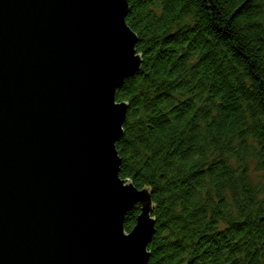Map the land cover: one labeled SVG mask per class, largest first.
Returning <instances> with one entry per match:
<instances>
[{
    "label": "water",
    "instance_id": "water-1",
    "mask_svg": "<svg viewBox=\"0 0 264 264\" xmlns=\"http://www.w3.org/2000/svg\"><path fill=\"white\" fill-rule=\"evenodd\" d=\"M128 13L129 0H0V264L149 263L152 192L121 177L117 149V90L143 63Z\"/></svg>",
    "mask_w": 264,
    "mask_h": 264
},
{
    "label": "trees",
    "instance_id": "trees-1",
    "mask_svg": "<svg viewBox=\"0 0 264 264\" xmlns=\"http://www.w3.org/2000/svg\"><path fill=\"white\" fill-rule=\"evenodd\" d=\"M127 22L143 63L117 149L152 192L148 264H264V0H129Z\"/></svg>",
    "mask_w": 264,
    "mask_h": 264
},
{
    "label": "rangeland",
    "instance_id": "rangeland-1",
    "mask_svg": "<svg viewBox=\"0 0 264 264\" xmlns=\"http://www.w3.org/2000/svg\"><path fill=\"white\" fill-rule=\"evenodd\" d=\"M259 177V174H256Z\"/></svg>",
    "mask_w": 264,
    "mask_h": 264
}]
</instances>
